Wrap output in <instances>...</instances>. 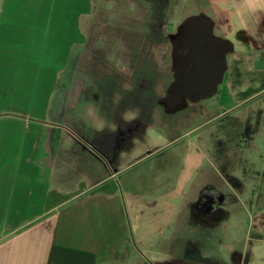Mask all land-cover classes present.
I'll return each instance as SVG.
<instances>
[{
	"label": "crops",
	"instance_id": "crops-1",
	"mask_svg": "<svg viewBox=\"0 0 264 264\" xmlns=\"http://www.w3.org/2000/svg\"><path fill=\"white\" fill-rule=\"evenodd\" d=\"M92 1L0 0V264H160L162 252L171 263V252L197 250L187 242L205 224L200 214L239 207L253 212L249 261L264 264V0H212L233 52L212 96L216 113L204 121V105L190 114L201 122L178 133L176 124L147 125L121 96L53 109ZM153 127L165 144L146 146ZM230 155L242 175L219 169ZM206 192L233 201L198 209Z\"/></svg>",
	"mask_w": 264,
	"mask_h": 264
},
{
	"label": "rangeland",
	"instance_id": "rangeland-1",
	"mask_svg": "<svg viewBox=\"0 0 264 264\" xmlns=\"http://www.w3.org/2000/svg\"><path fill=\"white\" fill-rule=\"evenodd\" d=\"M171 2L176 5L174 9L169 8L168 11L176 12L172 21L174 23L178 24L180 21L178 13L181 7H184V15L204 12L217 21L215 19L217 13L211 9V4L214 3L212 0H172ZM148 11L151 10L143 0L92 1L91 13L87 18L82 19L81 23L84 35L82 45L74 51L65 76L67 83L65 93L55 97L54 110L66 106H75L77 109L104 107L111 103V98L118 99L121 96L126 99L127 93L135 92L136 86L141 84L143 78L141 89L145 95L144 108L143 110L138 108V111L144 112L147 125L176 124L179 128L174 133H178L185 125L201 122V119L194 121L190 114H202L204 105L208 106L211 112L204 111L206 114H202L203 120L212 118L216 113L213 107L216 96L195 104L190 111H180V114L173 117L165 113L163 105L157 104V99L162 97L171 80L170 47H154V41H151L150 36L137 35L136 31L142 27L140 20ZM232 38L228 37V40L233 41ZM135 97L137 98L138 95L136 94ZM129 101L128 95L127 106L137 110ZM146 136V146L156 147L165 144L163 130L159 127L146 131ZM257 140L264 145L262 133ZM210 144L211 147L216 148L214 142ZM226 144L229 148L232 147L230 141ZM232 159L231 155L223 157L218 164L226 177H230L231 173L235 176L242 175L238 172L239 166L231 163ZM150 164L151 160H146L140 164L139 169L147 172ZM243 167L248 168L247 165ZM248 195L249 191L246 190L241 198L248 199ZM223 197L224 204L232 203L231 196ZM260 204H263V197ZM227 208L232 209L230 206ZM239 208L226 215L218 212L214 217L200 214L198 217L205 224L197 232L198 237L196 239L190 237L187 242L196 246L197 250L188 252L177 249L170 253L171 263L168 262V255L162 252L159 255L160 264H251L249 253L253 234H249L248 223L249 216L253 212L248 213L243 211L242 207ZM163 232L158 243L152 244L150 248L157 250L159 244L160 248L163 247L161 244L168 238V231L164 229ZM130 236L135 250L141 253L131 228Z\"/></svg>",
	"mask_w": 264,
	"mask_h": 264
},
{
	"label": "water",
	"instance_id": "water-1",
	"mask_svg": "<svg viewBox=\"0 0 264 264\" xmlns=\"http://www.w3.org/2000/svg\"><path fill=\"white\" fill-rule=\"evenodd\" d=\"M172 44V80L161 102L171 112H179L216 94L233 45L213 34V22L205 14L184 19L173 35Z\"/></svg>",
	"mask_w": 264,
	"mask_h": 264
},
{
	"label": "flooded vegetation",
	"instance_id": "flooded-vegetation-1",
	"mask_svg": "<svg viewBox=\"0 0 264 264\" xmlns=\"http://www.w3.org/2000/svg\"><path fill=\"white\" fill-rule=\"evenodd\" d=\"M172 0H143V2L150 8L151 11H148L145 13L141 20H140V25L142 26L141 28L136 31L137 35H148L151 37V41H154L153 46L154 47H173L172 44V38L173 35L177 33V27L182 23V21L190 16L193 15H199V14H205L208 16L212 22H213V34L218 37L225 39L223 37L222 30L219 28L217 22L212 19L209 15H207L204 12H196V13H191V14H183L184 12V7L180 8V11L178 13V16L180 17L179 23H174L172 22L176 12L169 11V8H173L176 6L172 2ZM176 1V0H174ZM173 4V6H172ZM228 57V56H227ZM169 59H170V52H169ZM171 72V71H170ZM141 80V79H140ZM172 80V78H171ZM169 81V83L171 82ZM143 82V78H142ZM142 82L140 85L136 86V91L127 93L126 99H122V104L127 105V100H128V95H129V102L132 103L131 105L136 106V108H140L143 110L144 108V91L141 89L142 87ZM168 83V85H169ZM167 85V87H168ZM165 88L162 97H159L157 99V104L158 105H163L162 100L165 97V91L167 89ZM141 89V91H140ZM140 91V92H139ZM138 95V97L134 98L135 95ZM140 94V95H139ZM140 100V101H139ZM198 104V103H197ZM195 104L189 105L186 109H184L181 112H187L191 110V107H193ZM164 107V111L167 115L169 116H177L181 112H171V109ZM144 113V112H143ZM146 122V121H145ZM224 197L218 194H215L214 192H206L202 194L197 203L196 206L198 209L205 210V211H210L214 207H218L222 204H224Z\"/></svg>",
	"mask_w": 264,
	"mask_h": 264
},
{
	"label": "clouds",
	"instance_id": "clouds-1",
	"mask_svg": "<svg viewBox=\"0 0 264 264\" xmlns=\"http://www.w3.org/2000/svg\"><path fill=\"white\" fill-rule=\"evenodd\" d=\"M132 118H134L131 114H129V115H126V117H125V119H128V120H130V119H132Z\"/></svg>",
	"mask_w": 264,
	"mask_h": 264
}]
</instances>
